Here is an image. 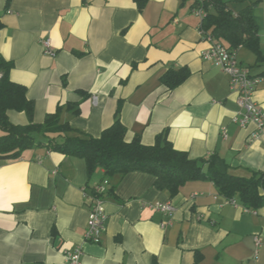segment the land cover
Returning <instances> with one entry per match:
<instances>
[{"label": "crops", "instance_id": "0c3cea01", "mask_svg": "<svg viewBox=\"0 0 264 264\" xmlns=\"http://www.w3.org/2000/svg\"><path fill=\"white\" fill-rule=\"evenodd\" d=\"M197 1L148 0L138 10L133 0H0V62L25 86L34 122L77 102L79 112L63 108L61 119L98 136L120 104L126 140L139 134L152 144L165 132L191 158L217 153L237 175L264 172V128L251 137L255 124L233 120L239 107L229 75L202 57L210 42L200 33ZM252 14L264 54V0ZM46 37L52 54L43 49ZM236 57L261 76L253 98L264 111V58L245 46ZM182 66L189 75L168 89L160 77ZM6 115L28 122L24 111ZM103 178L110 187L104 229L89 241V194ZM153 181L140 170L88 175L82 158L44 147L0 159V264H68L64 252L77 245L81 264H264V206L228 199L208 179L187 181L172 197ZM155 202L174 210L163 213Z\"/></svg>", "mask_w": 264, "mask_h": 264}, {"label": "trees", "instance_id": "16d2710c", "mask_svg": "<svg viewBox=\"0 0 264 264\" xmlns=\"http://www.w3.org/2000/svg\"><path fill=\"white\" fill-rule=\"evenodd\" d=\"M9 1L6 0V4ZM133 1L137 9L142 10L148 0ZM258 1H197L205 11L200 30L229 49L248 47L256 59L261 60L264 54L259 47L257 24L252 14V8ZM10 67L11 64L0 62V159H15L29 148L44 147L49 151L82 158L88 175L97 168H102L105 175L144 171L154 176L155 187L167 191L171 197L187 181L208 179L228 199L235 197L248 208L264 206V172L251 171L248 175H237L217 153L207 158H191L186 151L176 149L165 132L158 134L152 144L142 143L139 134L126 140L127 128L119 116L120 104L116 107L113 122L103 128L98 136L61 119L63 108L72 113L79 112L77 102L58 104L54 111L46 113L42 122H34V103L26 97L25 86L10 80ZM189 73L185 66L169 68L160 80L168 89H173ZM8 109L24 111L28 122L12 123L6 115Z\"/></svg>", "mask_w": 264, "mask_h": 264}, {"label": "built area", "instance_id": "2783aa9c", "mask_svg": "<svg viewBox=\"0 0 264 264\" xmlns=\"http://www.w3.org/2000/svg\"><path fill=\"white\" fill-rule=\"evenodd\" d=\"M201 2V0H198ZM194 12L204 16V9L200 4L194 8ZM200 33L203 38L210 42L209 47L202 52V57L215 65L219 66L223 71L229 75L230 90L236 94V102L239 107L233 120L240 126L248 123L256 125L257 131L253 132L251 137H256L258 132L264 128V111L260 108L253 98V93L256 84L260 81L261 76L252 75L250 69L246 65L238 62L236 57V50L229 49L225 45L216 42L211 36L205 34L202 30ZM45 52L52 54L50 48V39L44 38L41 40ZM2 73L0 72V79ZM109 180L103 178L98 183L91 187L89 194L90 208L85 225L84 236L89 241H98L102 230L104 229L105 211L103 206L104 195L107 192ZM154 207L168 215L174 210V206L170 202H155ZM255 245L258 247L261 240L258 236H254ZM81 245L74 246L64 252L65 259L68 264H81L82 255Z\"/></svg>", "mask_w": 264, "mask_h": 264}]
</instances>
